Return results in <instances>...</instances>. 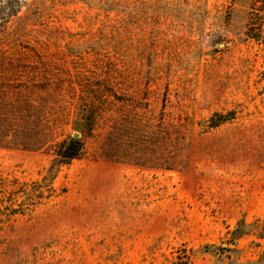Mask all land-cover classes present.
Here are the masks:
<instances>
[{
    "label": "rangeland",
    "instance_id": "1",
    "mask_svg": "<svg viewBox=\"0 0 264 264\" xmlns=\"http://www.w3.org/2000/svg\"><path fill=\"white\" fill-rule=\"evenodd\" d=\"M2 3L0 264H264L250 0Z\"/></svg>",
    "mask_w": 264,
    "mask_h": 264
},
{
    "label": "trees",
    "instance_id": "2",
    "mask_svg": "<svg viewBox=\"0 0 264 264\" xmlns=\"http://www.w3.org/2000/svg\"><path fill=\"white\" fill-rule=\"evenodd\" d=\"M0 0V29L4 28L5 23L9 21V18L13 15V11L6 7ZM247 23L245 29V35L249 39H253L256 42H259L264 45V0H250L249 9L247 11ZM264 74V72H263ZM20 102V101H19ZM27 103L26 111L31 112L32 107H29L28 99L24 100ZM12 105V104H11ZM16 105V104H15ZM9 107V106H8ZM26 115V113L21 114V116ZM234 117V112L230 111L226 114L224 113H215L210 118V126H218L219 124L231 119ZM17 117H14L10 113L11 125L15 123ZM69 143L65 145H60V148L57 149L58 155L65 158H74L81 155L84 143L81 139L72 138L68 141Z\"/></svg>",
    "mask_w": 264,
    "mask_h": 264
}]
</instances>
